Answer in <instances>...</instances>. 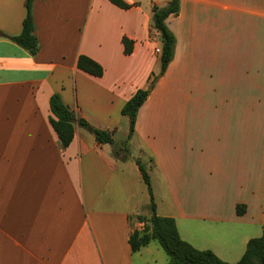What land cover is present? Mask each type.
Returning <instances> with one entry per match:
<instances>
[{"label": "crops", "instance_id": "1", "mask_svg": "<svg viewBox=\"0 0 264 264\" xmlns=\"http://www.w3.org/2000/svg\"><path fill=\"white\" fill-rule=\"evenodd\" d=\"M125 1L128 10L108 0H34L32 56L8 39L22 32L26 0H0V264H136V256L158 264L147 258L153 242L136 254L129 244L145 226L137 217L151 213L137 160L168 195L157 214L174 218L195 248L237 263L263 234L264 0H179L167 20L174 59L139 111L127 162L78 124L61 147L54 94L123 143V107L161 72L153 7L171 0ZM81 55L104 75L81 71Z\"/></svg>", "mask_w": 264, "mask_h": 264}, {"label": "trees", "instance_id": "2", "mask_svg": "<svg viewBox=\"0 0 264 264\" xmlns=\"http://www.w3.org/2000/svg\"><path fill=\"white\" fill-rule=\"evenodd\" d=\"M115 6L128 10L132 7L125 0H108ZM34 0H26V16L22 24V32L17 36H10L8 39L21 48L28 51L32 56L39 52V41L35 34V22L33 16ZM180 10L179 0H171L166 7H153L152 28L158 34L160 48V61L162 76L165 75L175 55V35L169 29L167 20L174 17ZM125 54L131 55L134 51V42L128 38L123 39ZM78 68L95 77L104 75L103 67L93 59L81 55L78 59ZM153 75L147 88L139 89L134 96L125 104L122 109V116L129 118L130 132L128 139L123 143H116L114 131L93 128L84 119L77 118L74 112L70 111L62 102L59 95L54 94L50 99L52 117L50 123L57 133L61 147L67 149L75 137V125L91 130L99 144H109L113 147L114 156L123 162L130 157L129 143L135 134V127L140 109L148 100L152 90L149 86L156 80ZM142 179L147 186L150 195V216H138L140 222L145 223L143 230H135L129 239L133 254L139 253L143 248L148 247L153 241L169 256L167 264H264V227L263 234L248 242L245 254L237 263H228L220 259L211 250H199L182 239L176 220L172 217H163L157 214V206L154 199L151 178L146 167L140 160H137ZM246 213V206H237V214L243 216Z\"/></svg>", "mask_w": 264, "mask_h": 264}, {"label": "rangeland", "instance_id": "3", "mask_svg": "<svg viewBox=\"0 0 264 264\" xmlns=\"http://www.w3.org/2000/svg\"><path fill=\"white\" fill-rule=\"evenodd\" d=\"M128 139V137H126V133L121 131L117 134L116 136V140H122V142H125ZM131 141V140H130ZM129 148L131 151V147H130V143H129ZM131 153V152H130ZM263 155H264V144H263ZM141 161V160H140ZM143 164V163H142ZM145 166V165H144ZM146 167V166H145ZM146 170L149 174V176L151 175V171L146 167ZM151 178V177H150ZM141 181L139 182V186L142 190L143 193V200L145 205L148 204V202L150 201V195L148 193V189L146 184L144 183V181H142V179H140ZM152 184V182H151ZM154 186H152L153 189ZM155 193L154 194V199H155V203L156 201L159 203V205L161 207H164L166 203H168V195L166 194V192L161 191V188L159 187V182L155 180V187H154ZM260 205H261V216H264V178H263V193L261 195V200H260ZM160 213H164L162 212V210L160 211ZM151 248V254L147 257V258H153L156 257V260L159 263L163 264L164 262H169V256L167 255V253L159 246V244L155 241H153ZM158 248V249H157ZM155 250H158V252H155ZM153 251L155 252L153 254ZM136 264H138L139 262H142L140 257L136 256Z\"/></svg>", "mask_w": 264, "mask_h": 264}, {"label": "water", "instance_id": "4", "mask_svg": "<svg viewBox=\"0 0 264 264\" xmlns=\"http://www.w3.org/2000/svg\"><path fill=\"white\" fill-rule=\"evenodd\" d=\"M0 36H3L2 33H0ZM162 77V74H159L156 78V80L149 86V90H153L155 85L157 84V82L160 80V78Z\"/></svg>", "mask_w": 264, "mask_h": 264}, {"label": "built area", "instance_id": "5", "mask_svg": "<svg viewBox=\"0 0 264 264\" xmlns=\"http://www.w3.org/2000/svg\"><path fill=\"white\" fill-rule=\"evenodd\" d=\"M157 53H160V49L157 50Z\"/></svg>", "mask_w": 264, "mask_h": 264}]
</instances>
